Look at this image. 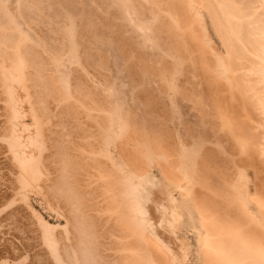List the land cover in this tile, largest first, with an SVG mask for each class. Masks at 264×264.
<instances>
[{
	"label": "bare ground",
	"instance_id": "6f19581e",
	"mask_svg": "<svg viewBox=\"0 0 264 264\" xmlns=\"http://www.w3.org/2000/svg\"><path fill=\"white\" fill-rule=\"evenodd\" d=\"M98 1L99 0H0V82L3 83L2 86H5L6 93L9 96L8 101L9 100L11 101L10 105H9L10 101L9 102L6 101L8 104L5 102L4 104L6 105V107L7 105L9 106L12 105L11 107L13 108L15 121L14 120L11 121L13 117L10 116L8 117V122L11 118L10 121L13 122L14 126L17 128V129L13 128V130L15 129L16 130L11 135L9 134L10 135L9 139L1 138V136L0 138L7 140L6 142L8 144L7 143L6 144L7 146L9 145L8 147H10L9 151H12L11 155L13 154L12 156H14V158L12 159L16 160V162H18L17 164L20 165L19 173L22 170L20 175L18 174L19 176H17L18 185L20 186L19 192L17 193L20 194L21 199L23 197L25 200L29 192L38 191L37 193H39V190H37L36 188L35 182L36 181L38 182V178L40 177V175L45 172V170L41 167L42 164L40 165V161H38L39 157L38 156H37L38 158L36 157V154L40 150L39 148L42 147L40 145L41 140L39 139L40 136V134H38L39 131L38 132L30 131L32 129L31 126L28 127V124L26 125L25 122H22L23 114L25 115L27 114L23 113V110H21L20 103H24L21 98L22 95H20L22 93L21 91L25 89L26 81L42 83L45 80L48 81V79H52V80H56L58 84L59 83L62 84L63 85L62 87L64 88L66 87L64 90H67V93H69L68 91L69 89H71L69 88L70 82L72 81V79L75 82L77 81L74 80L75 76L77 77V75L75 76L73 75V73H75L73 71L76 69V67L82 68V66L86 65L85 63L88 64L86 66H89L91 62L92 63L94 62L92 58L95 57L93 51L95 50L94 49V45L96 44L95 40H97V39L94 40V37L96 36L95 35L96 18L98 19V16L96 15V9L98 8V4H99V3L97 4ZM113 1H117L116 4L118 3L117 4L118 7L119 6L123 7V8L120 7L123 10H121L120 8L117 9L120 10V12L123 11V13L126 15L123 16L124 14L120 13L122 17L119 20L125 21V19L127 18L126 20H128L129 22L130 21L133 22L135 19H137L138 20L137 27L140 29L142 33L145 34L144 35L145 37L146 34L150 35L151 33L150 31L154 32L149 28L150 27L153 28L152 23H155V20L157 21V19L155 18L159 16L158 19H160V17H162L160 15H157L155 12L152 13V11L146 10L145 11L146 13H149L147 11H150V13H152V15L150 13L149 14L152 16L150 17L151 18L150 20L153 21H150L149 18H146L150 22H152L151 23L152 25L150 24L151 26H149L148 23L150 22L146 23L148 20H146L144 23L145 19L140 20L143 22L139 24L140 18L138 17L139 18L138 19L136 17V13L138 12L137 13L138 15L140 14L143 15L142 12L144 11L141 10L143 9L144 6L141 7L140 5V1L143 0L139 1L138 5L140 6V8L138 10H136V7L129 8L130 6H132V5L129 6V4L133 3L132 0H113ZM166 1L168 3L169 0ZM107 2L109 3L111 1L109 0ZM155 2H157V4L163 3L158 1ZM155 2L151 0V4L153 3L155 4ZM112 3L113 2H111V4ZM148 4H149V8L151 9L150 3ZM154 4L153 6H155L156 9H158L159 7ZM183 4L186 5L185 6L186 8L184 7L185 8L184 10H187V8L189 9L187 11L188 14H191L192 13L191 11H193V16H191L192 15L191 14L190 18L191 19L193 18L194 22L197 21L198 25H200L201 27L203 36L200 37H203L204 42H201L202 40L199 42L203 43L202 44L203 46L204 43L207 44L206 46H209L206 47L205 50L210 49V51L212 52L211 53L212 56L211 55L210 56L213 57L212 58L213 60H215V62L213 61L214 63L213 62L211 63L213 64V66L210 65L212 66V68L209 69V72L210 70L216 72V70L218 69V71L215 74L216 76L213 75L215 72H212V74L209 75L210 76L213 75V78H217L218 76L219 77L218 83L220 82L221 79L220 76H222L223 78L222 80L225 82V84L227 83L226 86L229 85L228 87L231 88L234 87L232 89L241 91L242 88L241 83L236 80L237 75L235 74V67L236 66L238 67V62L236 60L240 57H241L240 59H242L243 56H249V55L251 56L250 58L251 60H249L251 61L250 62L251 65L248 64L247 66H249V69L253 70L258 75V77H256L257 80L259 78L262 79L263 81L262 83L263 87L259 86L260 87L259 90L261 88L263 89H261V91H258L260 92V94L263 95H261V98H259V103H257V106L260 104L261 105L260 107L264 111V0H185ZM136 5L137 4H135L134 6ZM146 5L144 8H146ZM162 5L163 4H161L160 6ZM171 5L172 4L170 3L169 6ZM197 5L198 8L196 7ZM199 6L205 10L204 12H206V14L211 19L215 27L213 29H215L217 33L214 32L215 30H213V32L216 33L217 36L219 35L218 40L221 39L220 42L222 41V43L220 44H222L225 47V48L222 47L225 50V55H222L220 53L221 51H217L216 48H214L211 45L210 38L207 34L206 27L203 22V17H202L203 15L200 14L198 11ZM167 11L168 10L164 12ZM139 12L141 13L139 14ZM159 12H162L164 14L162 9ZM175 13L176 12H172V14L169 15L170 18L172 17L173 21L168 18L170 21L173 22V25L177 24L178 21L176 22V19L179 17L176 15L177 13L176 14ZM154 14H156V16H154ZM174 14L175 17L177 16V18L175 19H173ZM134 15L136 18L134 17ZM147 15L148 14H146V16ZM185 16L182 17H184L185 19ZM123 17L126 18L123 20ZM184 21L183 23L182 21L180 23L178 22V24H181V26L178 25L176 26L180 27V29L183 25L187 26L188 22L185 24L186 21L185 22ZM159 23L160 22H158V25ZM122 24L123 23H121V25ZM160 24L161 27L160 26L159 27L162 30V23ZM213 25L211 27H213ZM159 27H157L156 30H159ZM153 29L155 30V26ZM167 29L169 30L168 27ZM188 30L189 29L187 30L185 29L186 32ZM137 31L141 33L139 30ZM192 31H188L189 34L191 33L189 35V37L191 36L190 38L195 37L193 36ZM168 32L170 33V31ZM142 33L140 35H142ZM122 35L123 34H121V37ZM177 35L180 34L176 32V36ZM198 35H200V33H198ZM148 36L147 39L150 38V41L147 42H152L151 39L152 37L148 38ZM156 36L154 37L155 39H157ZM162 36L163 35H161V37ZM172 36L174 35L172 34ZM178 39L179 37L177 38V40ZM195 39L197 41V38ZM199 39L200 38L198 37V40ZM114 40L116 39L114 38ZM183 40L182 41L173 40V41L174 42L176 41V44L177 42L178 44L181 42L179 46L180 48L182 47L181 44ZM156 41L158 42L159 40L157 39ZM118 42L120 43V41ZM148 44L151 45L150 43ZM157 44L156 46H158ZM108 45H110V43ZM169 45L171 46L172 44ZM177 45L173 44V46L175 47ZM184 45L185 44H183L182 47L183 49L185 46L187 47L188 44H186L185 46ZM175 47L173 48L176 50L177 48ZM176 52H178V50L175 52L173 51V53L169 52L167 53V55L172 54L173 56V54H175ZM183 52L184 51H181V53ZM181 53H177V54H181ZM200 54L204 55V53H201V51ZM210 56L207 57L209 58ZM176 57L179 56H175L174 58ZM211 57L208 60L209 63ZM184 58L183 59L181 58L182 62L186 60V59L184 60ZM201 60H203V56ZM204 60L202 61L201 64H203ZM207 62H204L205 65L207 64ZM92 63L90 65L93 66L94 63L93 64ZM176 63H181L180 59H177V62L175 61V64ZM215 63L217 64V67L214 66L216 65ZM46 64L47 66H49V68L46 66ZM44 66H46V68H44ZM178 66L182 67L181 64ZM181 67H179V69ZM81 68L79 69L80 71H82L83 69ZM44 69L51 71L50 74H47L48 76H46L43 73L45 71ZM236 70H238V68ZM149 73H146V75ZM247 73L249 72H246V74ZM162 76L164 77V75ZM248 76L250 75H247L246 77ZM213 78L212 81L214 82L215 80ZM243 79L244 78H242V80ZM257 80L255 83H258ZM223 81L221 84H224ZM33 85L34 87H37V85L36 86L35 84ZM171 85L169 88L174 89V85L173 87H171ZM256 85L257 84H255V86ZM214 86L216 88V85ZM110 87L111 86H108L107 88ZM112 87H114V85ZM211 87H213V85ZM222 87L223 86H221V89ZM228 87L225 88V91L228 90L231 92L232 91L235 92L231 88H230L231 90L227 89ZM254 87L252 88L254 89ZM48 89L46 90L47 93L50 92ZM110 90L109 89L106 90L105 91L106 94L107 92H110ZM222 90H224V88ZM115 91L117 92V90ZM225 91L221 92L220 90L219 94H222ZM255 92H257V90H255ZM236 93L239 92H235V94ZM245 93L243 94L245 95ZM254 93L253 95H255ZM111 94H113L112 96L114 97L118 95L115 92H110V94L108 95L111 96ZM214 94H217V92ZM70 95L72 94L70 93ZM230 95L233 96L234 93ZM244 95H241V97ZM253 95L250 96L252 99H253ZM25 96L27 97V95L24 94V97ZM67 96L69 97V94H67ZM221 96H224V94ZM231 96L228 95V97L231 100L235 101V99H237L236 98L237 96H235L234 98ZM239 96L240 95H238V98H240ZM26 97L24 99L25 102H27V99L29 98L27 97L26 99ZM35 97L36 96H34L33 98ZM212 97H215V95H213ZM247 97H249V95ZM112 99L114 100V98ZM115 99H120V98H115ZM231 100H229L228 102H230ZM41 101L42 100H40L39 102L41 103ZM75 101L77 102L76 98ZM118 101H121V99ZM114 102L116 103V101ZM121 102L123 104V101ZM218 103L219 102H217V104ZM230 103H228V105ZM113 104L110 105H112L113 108H115L114 106H116V104L115 105ZM215 104L216 102H214V105ZM46 105L47 104L45 102V106ZM240 106L241 105L239 104L238 107L236 106V108L234 106L233 107L231 106L232 108L230 109L235 112L234 108L238 110L237 108L241 109ZM245 106L246 104L242 106V109L244 107L243 111H245ZM119 108H115V109H118L119 111ZM220 108L221 107H219L218 109L219 111L221 110ZM257 108H259V106ZM39 109L40 108H38V110ZM42 109H45V107ZM250 110H247L244 113H248V111ZM219 111H217L218 115L220 114ZM108 112L112 113L113 115L111 116L110 113ZM108 112H107L108 113L107 119H109L108 121L109 123L108 124L106 122L105 123L113 127L110 128V126H107V128L104 129L105 132L100 131L103 132L102 133L103 135L101 134L100 138H98L99 136L96 137L97 142H94V144L96 143L95 145H93L91 141H83V142L81 141L78 144L72 138H69L66 146H63L62 147L63 149L61 148L62 150L61 153L59 154L61 156H59L60 160L57 168L58 175L56 176L55 181L49 187V190L51 195L58 196L61 199L62 204L64 206L63 212L60 211L58 212V210L56 211L60 213V216H62L64 222L62 225V235L57 239L56 237L58 236L57 235L55 236V234H53L54 233L53 228H55L56 225L54 226L53 224L42 219L35 212V210H32L36 215V217L38 216L39 222L41 224V229L43 227L42 238H44L43 241L46 242L47 248L51 253V255L53 256L55 264H264V198L259 195L258 191L256 192L257 190L256 185L258 183H255V181L249 176L246 169L240 167L239 158L235 159L232 157L231 154L227 153L228 148L226 149V147L221 143L220 138H219L220 140L218 141V137H217V140L215 139L213 144L215 146L214 148L217 151V153L221 154V155L218 154V156L219 155L222 156L223 154L225 155L223 160L220 159L221 158L220 156H219L220 158H218V161L220 160V162L223 163L225 162L224 163L225 165H223L222 163L223 165L222 166L220 162L216 161L217 157L215 158V156H213L216 153L215 151L214 154L213 153L210 154L209 152H203V149L201 151L200 148L203 147V145H201L203 142L200 143L201 142L200 140H197L198 142L200 141L199 143H196L195 140H193L194 142L192 141L191 142L192 144L190 143L191 145H186L185 143H182L185 142L183 140L182 141L180 140V142H178L180 139V137L178 136L179 139L177 138L178 139L177 142L179 146L177 144L178 149H176L175 151L176 163L173 168L172 162L170 163V160L168 159L167 156L169 154L168 153L169 149L166 151L162 149H157L156 147H158V144L156 143L157 141L156 138V140H154V144L156 143L157 146L154 148L156 150H154L151 146H149L150 144L148 145L150 141L149 142L147 141L152 137L147 139L148 132L144 131L145 129H143L144 133L146 132V136H144L146 142L144 141L145 143L142 144H144L143 146L146 147H143L145 151L144 153H142L143 151L141 152L143 158L139 161H145L147 164L150 165V167H156L159 166L158 164L160 163L161 160L164 164L166 165L168 164L167 166L173 168L175 171L172 170L173 178L170 180L166 178L165 176L166 174L165 175L161 174V176L157 177L155 173L153 174L151 172V170L150 171L147 170L149 172L146 171L147 173L144 174H143L144 171L139 172L138 174L134 171L133 168H135V165L138 164L139 161H135L136 157L134 155L133 156L130 154L128 155L127 153L124 152V149L122 148L123 144L121 145V142L123 140H120V142L116 143V139H123V136L125 135L124 133L126 132V127L128 126V121L126 120L127 114L124 115V113L122 112V116L123 115L125 116L122 117L120 115L121 111L115 114H114V110ZM126 112H128V110ZM41 113H43V111ZM238 113L236 114L239 115ZM28 114L31 115L32 111L31 113L29 112ZM255 114H257V112ZM237 115L234 116L235 119H237L236 118ZM242 116L243 115L239 117L240 118L239 120H241ZM244 116L246 117L247 114L246 115L244 114ZM247 118L249 119L250 117L247 116ZM233 119L228 117V115L226 116L221 115L217 119L218 120L217 125H219V128L223 130L222 132H225L226 134L228 133V135L230 136L229 138H231L230 141H232V145H233L232 149H234V154H238L240 156L242 153H244L247 156V153H249V151L251 150L253 143L250 140H247V136L245 137V133L247 131L246 132L243 131L240 125L237 124L238 121ZM248 119H246L245 121L243 120V122L245 123L248 122L247 121ZM255 119L259 120V118L258 119L255 118ZM33 120L35 121L34 117ZM246 124L244 125L242 124L244 128L245 126L249 127L248 125L250 123L248 125ZM32 125L34 126L32 130H35V127H37L36 123ZM259 127L262 128L261 126ZM133 128H135V126H133ZM73 131L76 130H72V132ZM100 132L98 133L100 134ZM155 132L152 131V133ZM157 133L161 135L158 131ZM67 134H69V132H67ZM162 136L164 135L162 134ZM78 137L83 139V135H77L76 138L78 139ZM124 137L126 138L128 136H124ZM199 138H201V135L199 136ZM152 139L155 138L153 137ZM201 139H203V137ZM141 142H143V140ZM146 143L147 145H145ZM257 143L255 144L257 145ZM199 144L201 145V147H199L200 146ZM85 145H88V147L91 149L95 147H99V154L102 156L104 163L96 157L92 159L89 158L88 154L91 153L92 151H85L84 150ZM120 145L121 147H119ZM125 146L126 145H124V147ZM258 149L256 147V150ZM35 150H37L38 152L36 151L35 153ZM250 152H251L250 154H252V151ZM253 154H255V152ZM243 158H245V156H243ZM249 158H247L246 161L247 160L249 161ZM227 161H229L230 163ZM252 162L253 161H251V163ZM226 163L228 166L226 165ZM251 165L252 164H250V167L253 166ZM256 165L257 164H255L254 166ZM248 166H249V162H248ZM256 171L257 169L253 170L254 175L256 174L254 178L258 177L257 173L260 174L259 172L255 173ZM215 178H218L219 180V182L218 181L216 182L218 183L217 185L215 183L211 184V182H215L214 180ZM200 189H202L204 192H200ZM41 195L43 194L40 193V196ZM101 197L102 199H106L104 205H108V204L113 205L112 207L113 218L104 217L101 219L100 216L102 213V206L99 207L97 205ZM43 198L45 197L43 196ZM26 203L28 204L27 201ZM187 231H193L194 234L197 235L196 238L197 245L194 248L192 243L188 239V235L186 234ZM99 238L109 239L107 242L108 244L107 248H103L102 245H100L101 242L99 241ZM105 249H107L111 254L104 253ZM20 262H22V260ZM19 263L16 262L9 263L7 261L0 262V264H19Z\"/></svg>",
	"mask_w": 264,
	"mask_h": 264
},
{
	"label": "rangeland",
	"instance_id": "374dc122",
	"mask_svg": "<svg viewBox=\"0 0 264 264\" xmlns=\"http://www.w3.org/2000/svg\"><path fill=\"white\" fill-rule=\"evenodd\" d=\"M107 1H109V0H105V1L99 0L97 2V4L99 3L98 8L96 9V15L98 16V19L96 18V23H95V25H96L95 26L96 27V30H95L96 34L95 35L96 36L94 35L95 36L94 40L95 39H97V40H95L96 42L94 41L96 43V44L94 43L95 44L94 45L95 50L93 51L95 54L94 55L95 57L93 56L94 58H92L94 61L93 62L94 64L91 62L93 64V66L90 65L91 63L89 64V66H86L88 64L85 63L86 65L82 66L83 69L81 67H76V69H75L76 71H78L80 68L82 69V71H80V70L78 72H76L75 70L73 71V72H75V73H73V75L74 76L77 75V77H78L77 78L75 76L74 80H77L78 82L77 81L75 82L72 79V81L70 82V85H69V88H71L68 91L69 93H67V90H64L66 87L65 88L62 87L63 86L62 84H60V83L58 84V82L56 80H52V79H48V81L45 80L46 82L43 81L42 83L41 82L26 81L25 82V85H26L25 89L26 90L23 89L21 91L22 93L21 94L19 93L20 95H22L21 98L24 102V103H20L21 110H23V113L27 114V115L23 114L22 122H25L26 125L28 124V127L31 126L32 129L34 127L32 124L36 123L37 127H35V130L31 129L30 131H37V132L39 131L38 132V134H40L39 139L41 140L40 145L42 146L39 149L40 150L42 149V150L40 151L38 149L40 154L37 150H35V153H36V151L38 152L36 154V157L37 156L39 157L40 160L38 159V161H40V165L42 164L41 167L45 170V172L43 170V172L45 174L42 173L40 175V177L38 178V182L37 181L35 182L36 188H37V190H39V193H37L38 191L37 192H29L28 196L25 200L23 197L21 199L20 194L17 193V192H19V189H20V186L18 185V177L17 176L20 175L22 170L19 173L20 165L17 164L18 162H16V160L12 159V158H14V156H12L13 154L11 155L12 151H9L10 147H8L9 145L7 146V144H8L6 142L7 140L1 139V138L9 139L10 135L17 128L14 126L13 122H11L13 120L15 121L14 114H13V108L11 107L12 105L9 106L11 104V101L10 100H9L10 102L8 101L9 96L6 93L5 86H2L3 83L0 82V136H1V138H0V259L2 262L7 261L9 263H12V262L19 263L22 260V262H20L19 264H55L53 256L49 252L47 245H46V242L43 241L44 238H42L43 237L42 236L43 227L41 229V224L39 222L38 216L36 217V215L34 214V212L32 210H35V212L42 219L53 224L54 226L56 225V227L53 228V232H54L53 234H55V236L56 235L58 236V237H56L57 239L62 235V225L64 222H63L62 216H60V213H58V212L59 211L63 212L64 206L62 204L61 199L58 196L51 195L50 190H49V187L52 185V183L56 179V176L58 175V169L57 168H58V163L60 160L59 156H61L59 154L61 153V150L63 149L62 147L66 146L69 138H72L78 144L81 141L82 142L83 141H91L93 143V145H95L96 143L94 144V142H97L96 137L99 136L98 138H100V135L103 133L100 131L105 132L104 129L107 128V126H110V128L113 127L111 125H107L109 123L108 122L109 119H107L108 113H110L108 111H112V110H114V114L121 111L120 112L121 116H122V112L124 113V115L127 114L126 120L128 121L129 127L128 126H127L128 128L126 127V132L124 133L125 134L124 136H128V137L125 138L123 136V139H116V143L120 142V140H123L121 142V145L123 144L122 148L124 149V152L127 153L128 155L129 154L132 156L134 155L136 157L135 161H139L143 158L142 153H144V151H145L143 147H146V146H143L144 144H142V143L146 142L145 141L146 139L144 137V136H146V132L144 133V131L151 133V134L147 133V139H149L151 137L155 138V139L151 138V139L147 140L148 142L150 141L149 143L148 142L147 143H148V145L150 144L149 146H151L153 149L157 146L156 143L158 144V147H156L157 149H162L164 151L169 149L168 150L169 154L167 156H168V159L170 160V163L172 162L173 168H174L175 163H176L175 151H176V149H178V146H179L178 142H180V140L185 141L182 143H185L186 145H191L192 144L191 142L193 140H195L196 143H199L201 141L200 143L203 142L201 144V145H203V147L200 148L201 151L203 149V152H209L210 154H212V153L214 154V151H215L216 153L213 155V156H215V158L217 157L216 158L217 160L216 159L215 160L218 161V158H220V157H221L220 159L223 160L225 155L223 154L222 156H220L221 154L217 153V151L214 148L215 146L213 144L215 139L217 140V137H218V141L221 139V143L226 147V149L228 148L227 153L231 154L232 157L235 159L239 158L240 167H243L244 169H246L249 176L255 181V183H258L256 185V189H257L256 192L258 191L259 195L264 198V157H263V155H264V149H263V147H264V145H263L264 144V131H263L264 130V121H263L264 111L260 107L261 106L260 104L258 105L259 108H257L258 107L257 103H259V98H261V95H263V94H260V92H258V91H261V89H263V88H261L259 90V88H260L259 86H262L263 81H262V79H259V78H258V80H259L258 81L256 78V77H258V75L253 70L249 69V66H247L248 64L251 65L250 64L251 61H249V60H251L250 59L251 56L250 55L249 56H243L242 59H240L241 58L240 57L236 60L238 62V67L236 66L238 68V70H236L237 68L235 67V74L237 75L236 80L241 83L242 88H241V91L240 90L239 91L234 90V89H232L234 87L231 88V87H228L229 85L226 86L227 83L225 84V82L222 80L223 79L222 76H220L218 73L217 74L221 78L220 82L218 83V80H219L218 76H217V78H213V75L216 74L218 69L216 70V72L213 70H210V72H209V69L212 68V66H213V64H211V63L213 61L215 62V60H213L212 59L213 57H211L212 52L210 51V49H208L210 51V53L208 50H205L206 47H209V46H206L207 44L204 43V46H205L204 47L202 45L203 43L199 42L201 40H202L201 42H204L203 37H200V36H203V33H202L201 27H200V25H198L197 21H195L196 22L195 23L193 18L192 19L190 18L191 14H192L191 16H193V11H191L192 12L191 14H188L187 11L189 9L187 8V10H184L186 8L185 7L186 5L183 4V2H185V0H177V1L174 0V2H173V0H171V2L169 0L168 3L166 0H160V1L159 0H152L153 2H155V1L163 2V3H161V4H163L162 6H160L161 5L160 3L159 4H157V2H155V4L153 3L154 5H157L159 7L158 9H156V7L153 6V4H151V0H146V1L145 0H143V1H140V0L133 1L132 0L133 3L129 4V6L130 5H132V6H130V7L128 5L127 6L129 8H131V7L135 8L136 7V10H138L140 8V6L138 5L139 1H140L141 7H143V6L145 7V5L148 1H149L148 3H150V5H151L150 6L151 9L149 8L148 3L146 5V8L143 7V9L141 10V11H144V12H142L143 15L140 14L141 12H139L140 15L137 14L138 12L136 13V17L140 18V19L138 18L139 21L145 19L144 20V23H145V21L148 20L146 18H149V20H150L151 19L150 17H152L151 15L153 12H155L157 15L162 16V17H160V19H158L159 16L156 17L155 19H157V21L154 19L155 23L150 22L153 20H150V21L148 20L146 22V23L150 22V23H148L149 26H151L153 24L152 25L153 28L155 26V30L151 27L149 28V29L153 30L154 32L150 31L151 32V33L149 32L150 35L146 34V37L144 36L145 34L142 33L140 31V29L137 27V25H138L137 19H135L133 22L132 21L129 22L128 20H126L127 19L126 17H123V20L126 18L125 21L119 20L122 17L120 15V13H123V11L120 12V10H118L121 6L118 7V5H117L118 3L116 4L117 1L110 0L111 2H113L112 3L113 5L111 4V2L108 3ZM181 1H182V3H181ZM136 2H138V3H136ZM169 2L172 4L171 6H169V4H170ZM134 3L137 4L139 7L137 5L134 6L135 5ZM115 4H116V6H115ZM153 7H155V8H153ZM196 7L198 8V5ZM121 8H123V7H121ZM160 8L162 9L163 12L166 10H168V11L164 12V14H163L162 12H159V11H161ZM164 9H166V10H164ZM169 9H170V11H169ZM121 10H123V9H121ZM146 10L152 11V13H150V11H147L151 15L149 13H146L145 12ZM198 11L200 14L203 15L202 16L203 22L205 24L207 34L210 38L211 45L214 48H216L217 51H221L220 53L222 55H225V50H224L225 47L222 44H220V43H222V41L220 42L221 39L218 40L219 35L217 36L216 30L213 29L215 27H214L211 19L206 14V12H204L205 10L203 8H201L200 6H199ZM172 12H176L177 14L176 13L175 14L179 17L184 12L180 18L179 17L177 18V16L175 17V14H174V18H173V19L177 18L176 22L178 21L179 23L181 21L183 23L184 20L186 21V22L184 21L185 24L188 22L187 26L183 25L181 27V29L183 28L182 30L180 29V27L176 26V25L181 26V24H178V22H177V24L173 25L172 17L170 18V16H169L170 14H172ZM146 14H148V15L146 16ZM156 14H154V16H156ZM123 16H126V15L124 14ZM182 16H185V19ZM134 17H135V15H134ZM168 18L171 19L172 21H170ZM141 22H143V21H140L139 24ZM158 22L162 23V30L163 31L160 28L161 24L159 23V25H158ZM121 23H123L125 25H123V24L121 25ZM134 24L136 27L134 26ZM212 25H213V27H211ZM163 26H164V28H163ZM175 26L177 27V29ZM110 27H112L113 29ZM157 27H159V30H156ZM167 27L169 28V30L167 29ZM189 27H191V28H189ZM195 27H197V28H195ZM199 27H200V29H199ZM165 28H166V31H165ZM172 29L175 30L176 32H178L180 35L176 36V32L173 31ZM185 29L186 30L189 29L188 31L194 30L192 32H193V36H195V37L190 38L191 36L189 37V35L191 33L189 34L188 31L186 32ZM116 30H117V32H116ZM137 30H139L142 33V35H140L141 33H139ZM167 30L170 31V33ZM213 30H215L214 32H216V33H214ZM156 31L157 32L159 31V32L157 33ZM111 32H112V34H111ZM173 32H175V33H173ZM198 33H200V35H198ZM201 33H202V35H201ZM121 34H123L122 37H121ZM152 34H153V36H152ZM172 34L176 37V39L174 36H172ZM161 35H163V36L161 37ZM165 35H166V37H165ZM147 36H148V38L152 37L151 38L152 42H147V41H150V38L147 39ZM155 36L159 40L158 42L160 44L156 41L157 39L154 38ZM178 37H179V39L177 40ZM198 37L200 38L199 40H198ZM103 38H105V39H103ZM114 38L116 40H114ZM182 38L185 40H183ZM195 38H197L198 42L196 41ZM173 40H176V41H182L183 40V42L181 44L182 47H183V44H185V45L188 44V45H187V47L184 45L185 46L184 49L182 47H180L181 48L180 49L179 46H180L181 42L179 44L177 42V44H178L177 45L176 41L174 42ZM116 41H117V43H116ZM118 41H120V43ZM167 41H168V43H167ZM184 41L187 43H185ZM125 42H127V43H125ZM109 43H110V45H108ZM148 43H150L151 45H149ZM152 43L155 45H153ZM194 43H195V45H194ZM115 44H117V45H115ZM156 44L160 47L156 46ZM165 44L167 45L168 48L166 47ZM169 44H172V45L170 46ZM173 44H175L177 46L175 47V46H173ZM219 45H221V46H219ZM173 47H175L177 49L175 50ZM189 47H190V49H189ZM222 47H224V48H222ZM195 48H197V49H195ZM161 49H163V50H161ZM167 49H168V52H167ZM172 49L174 52L177 50H178V52L173 54V56H172V54L167 55V53H169V52L173 53ZM202 50H204V51H202ZM181 51H184V52L181 53ZM200 51H201V53H204V55L200 54ZM205 51H208V52H205ZM177 53H181V54H177ZM185 53H187V54H185ZM175 56H179V57L174 58ZM184 56H185V58H184ZM202 56H203V60L206 59V60H204V62H207L209 60V58L211 57L210 63H209V61L207 62V64L209 63L208 66H207V64L205 65L204 62H203V64H201L203 61V60H201ZM207 56H210V57L208 58ZM181 58L182 59L184 58V60L185 59L186 60L182 62ZM94 59H96V60H94ZM177 59H180L181 63L175 64V61L177 62ZM140 61H142V62H140ZM103 62H104V64H103ZM178 62H179V60H178ZM247 62H249V63H247ZM180 64L182 65V67L178 66ZM241 64H243V65H241ZM210 65H212V66H210ZM46 66H47V64H46ZM46 66H44V68H46ZM214 66L217 67V64ZM47 67L49 68V66H47ZM179 67H181V68L179 69ZM175 68H176V70H175ZM153 69H155V70H153ZM44 70L45 71L43 73L46 76H48L47 74H50V72H51V71L46 70V69H44ZM212 72H215V73L212 76H210L212 74ZM246 72H249V73L246 74ZM146 73H149V74L146 75ZM160 73H162V74H160ZM162 75H164V77ZM245 75L246 76L250 75V76L246 77ZM241 77L244 79L242 80ZM212 78L215 80L214 82L212 81ZM247 79H248V81H247ZM216 80H217V83H216ZM256 80L258 83H255ZM211 81H212V83H211ZM222 81L224 84H221ZM51 82H53V83H51ZM77 83H78V86H77ZM79 83H80V85H79ZM28 84H29V86H28ZM33 84H35V86L37 85V87H34ZM255 84H257V85L255 86ZM47 85H48V87H47ZM107 85L111 86V87L107 88L108 87ZM113 85H114V87H112ZM170 85H171V87H173V85H174V89L169 88ZM212 85H213V87H211ZM214 85H216V88ZM72 86H73V88H72ZM115 86H117V87H115ZM221 86H223L222 89L224 88V90L221 89ZM225 86L228 87L227 89H229V90L232 89L235 92H239L236 94L240 95L239 96L240 98H238V95H236L235 92H233V91L231 92V91L226 90L227 91L226 92ZM245 87L248 89H246ZM252 87H254V89L257 90V92H255V90ZM46 88L47 89L49 88L48 89L50 91L49 93H47ZM214 88L217 91H215ZM32 89H33V91H32ZM104 89H106V90L111 89L110 92H115L118 95H116L114 97V96H112L113 94H111V96H112L111 97L110 95H108V94H110V92H107V94H106V92H105L106 90H104ZM114 89L117 90V92ZM244 89H245V91L246 90H248V91H246V93H245ZM251 89H253V90H251ZM39 90H41V91H39ZM211 90L215 91V92H212ZM220 90H221V92L222 91H225V92L222 94H219ZM23 91H24V93H23ZM38 91H39V93H38ZM60 92H62V93H60ZM65 92H66V94H65ZM119 92H121L122 94ZM216 92H217V94H214ZM70 93L72 95H70ZM233 93H234V95L231 96L230 94H233ZM243 93H245V95ZM253 93L255 95H253ZM24 94L27 95V97H29L27 99V97L25 96L28 103L24 101V99H25ZM41 94H43V95H41ZM67 94H69V97L67 96ZM212 94L215 95V97H212L213 96ZM223 94H224V96H221ZM251 94L253 95V99L250 97V96H252ZM107 95H108V97H107ZM228 95L233 97V98L235 96H237L236 97L237 99H235V101L231 100L228 97ZM241 95H244V96L241 97ZM248 95L250 98L247 97ZM32 96L33 97L36 96V97L33 98ZM117 96H119V97H117ZM69 98H71V99H69ZM75 98H76L77 102L75 101ZM112 98H114V100ZM115 98H120L121 101H123V104L121 101H118L120 99H115ZM228 98H229V100H231L230 101L231 103L228 102L229 101ZM22 100H21V102H22ZM40 100H42L41 103L39 102ZM6 101L9 102V105H7V107L4 104V102L7 103ZM114 101H116V103ZM226 101L228 103H230L229 104L230 106L228 105V103ZM45 102L47 104L46 106H45ZM113 102H114V104H113ZM214 102H216V104H217V102H219L217 105L219 107H221L220 111L218 110L219 107L216 104L214 105ZM222 102L224 103V105ZM241 102H242V104H241ZM244 102H247V103H244ZM117 103H119V104H117ZM237 103L239 105H241L240 106L241 109H242V106H244L246 104L247 108L245 106V111H243L244 107L242 110L240 108H237L238 110H236L235 109L236 106L238 107ZM110 104H113V105L116 104V106H114L115 108H119V106H120V108L121 107L122 108L121 109L119 108V111H118V109L113 108V106ZM121 104H122V106H121ZM26 105H28V106H26ZM231 106L235 107L234 108L235 112L230 109V108H232ZM9 107H10V109H9ZM44 107H45V109H42ZM38 108H40V109L38 110ZM125 109H126V111L128 110V112H126ZM8 110L9 111L11 110V111L9 112ZM115 110H117V111H115ZM247 110H250V111H248V113H244ZM31 111H32V114L31 115L28 114L29 112L31 113ZM38 111H40V112H38ZM42 111H43V113H41ZM217 111H219V113H220L219 115H218ZM241 111H243V112H241ZM256 112H257V114H255ZM11 113H12V115H11ZM236 113H238L239 115H237ZM252 113H253V115H252ZM230 114H231V116H230ZM235 114L237 115V117H236L237 119H235V117H234V116H236ZM240 114L243 115L241 120H239L240 119L239 117H241ZM244 114L245 115L247 114V116H249L250 118L248 119L247 116L246 117L244 116ZM32 115L35 118V121L33 120ZM42 115H45V116H42ZM110 115L112 116L113 114L110 113ZM124 115L122 117H125ZM216 115H218V116H216ZM221 115H223V116L228 115V117H230L232 119L234 118L233 120L238 121L237 124L240 125V127L243 129V131H245V132L247 131L246 133L245 132H243V133H245V137L247 136V140H250L253 143V144L251 143L252 148L250 150V151H252V154H250L251 153L250 151H249V153H247V156H246V154L242 153L241 155L245 156V158H243V156H241V155L239 156L238 154H234V149H232V147H233L232 141H230L231 138H229L230 136L228 135V133L226 134L225 132H222L223 130H221L219 128V125H217L218 124L217 119ZM10 116L13 118H12V120L10 118L11 121L9 120V122H8V117H10ZM129 117H131V118H129ZM253 117H255L257 119L259 118V120H256ZM127 118H129V119H127ZM6 119H7V121H6ZM246 119H248L247 120L248 122H246L247 124L245 122H243V120L245 121ZM133 121H134V124H133ZM255 121H256V123H255ZM28 122H30V123H28ZM61 122H62V124H61ZM98 124L100 125V128H99ZM242 124L243 125L249 124L248 126L250 128L246 127V126L244 128V126ZM130 125H131V128H130ZM133 126H135V128H133ZM255 126H257V127H255ZM259 126H261L262 128H260ZM70 127H73V128H70ZM13 128H16V129L13 130ZM136 128H139V129H136ZM77 129H79V130H77ZM143 129H145V130L143 131ZM68 130H70V131H68ZM72 130H76V131L72 132ZM134 130H135V132H134ZM151 130L153 132H155V131L156 132L152 133ZM157 131L161 135H159L157 133ZM67 132H69V134H67ZM98 132H100V134ZM132 132H134V133H132ZM141 132H142V134H141ZM250 133H252V134H250ZM24 134H25V132H24ZM162 134L164 136H162ZM74 135L76 137H77V135H83V139H81L79 137L77 139ZM156 135H157V137H156ZM200 135H201V138L203 137V139L199 138ZM178 136L180 137V139L178 138ZM162 137H164V138H162ZM156 138H157V141L154 144V140H156ZM177 138L179 139L178 142H177V140H178ZM251 138H253V139H251ZM258 138H259V140H258ZM140 140L141 141L143 140V142H141ZM197 140H200V141L198 142ZM161 141H163V142H161ZM147 143L145 145H147ZM255 143H257V145ZM177 144H178V146H177ZM121 145L119 147H121ZM124 145H126V146L124 147ZM201 145L199 147H201ZM253 145L254 146L256 145V146L254 147ZM230 146H231V148H230ZM256 147H257V149L259 148L260 150L259 149L256 150ZM84 150L85 151H92L91 153L88 154L89 158L92 159V158L96 157L103 162V158L99 154V147H95V148L91 149L88 147V145H85ZM154 150H156V149H154ZM261 151H262V153H261ZM254 152H255V154H253ZM218 154H220L219 155L220 157L218 156ZM252 156L254 159L252 158ZM247 158H249V161L248 160L246 161ZM241 160H243V161H241ZM251 161H253V162L255 161V162L251 163ZM256 161H258V162H256ZM218 162H220V160ZM227 162H229V161H227ZM248 162H249V166H248ZM222 163L223 162H220L221 165H222ZM224 163H223V165H225ZM250 164H252L253 166L251 165L252 167H250ZM255 164H257V165L254 166ZM158 165L159 166H156V167H150V165L147 164L145 161H139V163L136 164L135 168H133V169L138 174H139V172H143V171H144L143 172V174H144V173H147L151 170V172L153 174L155 173V175L157 177L161 176V174H164V175L166 174L165 176L168 180L173 178L172 170L175 171L173 168H170L169 166H167L168 164L167 165L164 164L161 160H160V163ZM226 165H227V163H226ZM242 165H244L245 167ZM227 166H225V167H227ZM255 167L257 169V171L255 173L259 172L260 174L257 173L258 177L254 178V176L256 175V174L254 175V172H253V170H256ZM138 170H140V171H138ZM147 170H149V171H147ZM140 174H142V173H140ZM214 180H215V182H211V184L215 183L217 185L218 183H216V182L217 181L219 182L218 178H215ZM40 187H41V189H40ZM257 187L260 189H258ZM200 192H204V191L202 189H200ZM33 193H35V194H33ZM40 193L43 195L40 196ZM43 196L45 198H43ZM105 200L106 199H102V197H101V199L97 203V205L99 207L102 206V213H101L100 217H101V219L104 217L113 218V215H112L113 205H111V204L104 205ZM26 201L28 202V204L26 203ZM57 210H58V212H56ZM186 234L188 235V239L192 243L193 248L196 247L197 235H195L193 231H187ZM108 240H109L108 238H99V241L101 242L100 245H102L103 248H107L108 247V244H107ZM104 253L109 254L110 252L107 249H105ZM15 259H17V260H15Z\"/></svg>",
	"mask_w": 264,
	"mask_h": 264
}]
</instances>
